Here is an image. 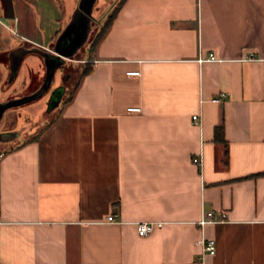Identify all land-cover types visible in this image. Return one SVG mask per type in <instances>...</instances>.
<instances>
[{
    "label": "crops",
    "instance_id": "obj_1",
    "mask_svg": "<svg viewBox=\"0 0 264 264\" xmlns=\"http://www.w3.org/2000/svg\"><path fill=\"white\" fill-rule=\"evenodd\" d=\"M2 50L6 83L29 54ZM89 59L38 138L0 146V264H264V0H124Z\"/></svg>",
    "mask_w": 264,
    "mask_h": 264
},
{
    "label": "rangeland",
    "instance_id": "obj_2",
    "mask_svg": "<svg viewBox=\"0 0 264 264\" xmlns=\"http://www.w3.org/2000/svg\"><path fill=\"white\" fill-rule=\"evenodd\" d=\"M119 2L96 0L86 6L82 0H17L10 3L16 21L0 14L4 23L0 24V62H6L10 53H1L5 48H11L15 58L29 54L16 78L9 67L6 83V70L0 67V134L7 138H0V146L4 141L11 143L5 147H11L20 138L32 139L54 121L62 102L89 67L100 26ZM53 50L72 56L57 59L46 52Z\"/></svg>",
    "mask_w": 264,
    "mask_h": 264
},
{
    "label": "built area",
    "instance_id": "obj_3",
    "mask_svg": "<svg viewBox=\"0 0 264 264\" xmlns=\"http://www.w3.org/2000/svg\"><path fill=\"white\" fill-rule=\"evenodd\" d=\"M200 61H217V58L215 57V55L210 52L208 53L206 58H200ZM126 75L129 77L132 76H139L140 72L137 70H130L126 72ZM227 98V93L226 92H219L216 96H214L212 98V101L215 103H220L223 102L225 99ZM126 112L127 113H140L141 112V108L138 106H129L126 108ZM192 120L195 123L199 122V118L197 115H193L192 116ZM192 162L197 165L200 166L201 165V156L200 154L193 156L192 158ZM224 216L223 214H221V216L219 218H216V216L214 215L213 212L209 211L204 213L203 218L200 221V224H205L208 222H216V221H221L223 220ZM107 222H113L114 220V216L110 215L107 216L106 218ZM165 224V222H138L135 224V228H136V232L137 235L140 237H144L149 235L150 233H152L156 228H161L163 225ZM199 243L201 244L203 250L209 254H214L215 253V242L212 239H201L199 240Z\"/></svg>",
    "mask_w": 264,
    "mask_h": 264
},
{
    "label": "trees",
    "instance_id": "obj_4",
    "mask_svg": "<svg viewBox=\"0 0 264 264\" xmlns=\"http://www.w3.org/2000/svg\"><path fill=\"white\" fill-rule=\"evenodd\" d=\"M123 2H124V0H120V2H119L118 5L113 9V11H112L109 15L106 16V18L104 19L102 25L100 26V30H99V32L96 34V36H95L94 39H93V43H92V46H93V47H95L96 44H98V42L101 40V38L105 35V33L107 32V30H108V28H109V26H110L112 20L114 19L115 15L117 14V12H118V10L120 9V7H121V5H122ZM89 70H90V68L88 67L87 70H85V71L81 74V76H80L79 80L77 81L76 85L74 86L72 92L70 93V95L68 96V98H67L65 101L62 102V105H61V106L65 105L66 103H68L69 101H71V99H72V95H73V93H74L76 87L78 86V83H79L80 79H81L85 74H87V73L89 72ZM51 123H52V122H51ZM51 123H49V125H50ZM49 125H47L46 127H48ZM46 127H45V128H46ZM45 128H44V129H45ZM44 129H43V130H44ZM39 135H40V133H39L36 137H34V138H32V139L38 138ZM214 140H215V141H222V142H224V139H223V133H222V128H221V127H216V128H215V131H214Z\"/></svg>",
    "mask_w": 264,
    "mask_h": 264
},
{
    "label": "flooded vegetation",
    "instance_id": "obj_5",
    "mask_svg": "<svg viewBox=\"0 0 264 264\" xmlns=\"http://www.w3.org/2000/svg\"><path fill=\"white\" fill-rule=\"evenodd\" d=\"M17 1V0H0V14L4 17V19L8 20V21H16L17 17L15 15V8L10 7V3ZM22 1V0H21ZM24 1V0H23ZM81 1V0H80ZM86 1V6L91 5L92 3H90V1L84 0ZM96 1V0H95ZM20 2V1H19ZM18 5L17 4V12H18ZM0 24H4L1 20H0ZM44 48V47H43ZM46 52H52V51H46ZM13 55L9 54L7 55V58H11ZM44 57H47V53L44 54ZM54 68V67H53Z\"/></svg>",
    "mask_w": 264,
    "mask_h": 264
},
{
    "label": "water",
    "instance_id": "obj_6",
    "mask_svg": "<svg viewBox=\"0 0 264 264\" xmlns=\"http://www.w3.org/2000/svg\"><path fill=\"white\" fill-rule=\"evenodd\" d=\"M82 1H84V0H82ZM87 1H90V3H93L95 0H87ZM51 54L53 55V56H55L56 58L58 57H66V58H69L68 56H66L64 53H62V52H60V51H57V50H53L52 52H51ZM57 58V59H58ZM62 59V58H61ZM13 71L14 70H12V72H11V74L13 75Z\"/></svg>",
    "mask_w": 264,
    "mask_h": 264
}]
</instances>
